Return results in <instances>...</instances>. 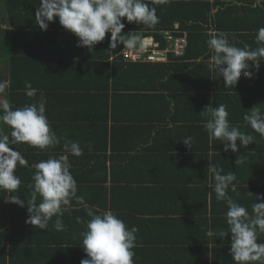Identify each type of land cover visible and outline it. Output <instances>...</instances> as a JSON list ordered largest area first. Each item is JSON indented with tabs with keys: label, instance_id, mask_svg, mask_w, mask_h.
<instances>
[{
	"label": "trees",
	"instance_id": "16d2710c",
	"mask_svg": "<svg viewBox=\"0 0 264 264\" xmlns=\"http://www.w3.org/2000/svg\"><path fill=\"white\" fill-rule=\"evenodd\" d=\"M40 2L41 0H0V62L5 61L8 72L7 76L12 82L7 89V100L11 102L14 108L32 102L31 99L25 95L26 82H31L32 87L39 90L37 98H39L40 93H43L46 98V86L44 82L40 81V77L41 74L45 72V68L52 67V65H54L53 63H56L59 59V57L53 54V50L56 49V43L51 40L48 41V43H44L45 41L43 42L42 39L49 38L50 34L53 36L62 34L63 28H60V30L58 29V18L55 17L53 21L48 24L47 30H41L39 28L35 19V12L40 7ZM144 2L147 3L149 7H154L156 9L159 23L149 28L145 25L137 24L136 22L128 23L125 18H122V22L125 23L122 34H127L129 32L143 33V35L152 34L158 39L162 36L164 30L186 31L187 47L183 55L174 57V60L164 63L124 61L121 55H116L122 44L118 45L116 49H109L110 33H106L105 39L102 42L96 43L92 49L79 47V52L72 53V55L76 56L73 58L77 60L76 62H80V64L81 62L87 63H84L85 68L83 67L81 69L75 64H69L68 68L70 71L73 69V72L77 75L76 77H79V82L72 78L71 81L69 80L70 83L66 86L67 88H74L76 94L78 93L77 91H81L82 89L87 93H90L89 91L91 90L92 92H99L106 100L109 98L112 99L110 100L112 103L117 99L118 103L116 106L121 110L120 115L125 114L124 116H127L115 115L114 107L106 103L104 108H102L104 115L101 124L96 125L100 127L97 129L96 133L94 132L95 134L93 133L94 136L90 140L92 145H89V143L88 145L86 144L87 146L84 150V146L80 144L84 153L81 155L82 157L72 156L70 153H67L71 163V172L77 184H88L86 189V202L89 206L98 203L100 207L97 206L96 208L101 211L110 208L112 211L115 209V211H113L114 213L119 212L118 206L120 197L115 193H117L116 190L119 189L117 184L120 181L129 184V182H142L144 180L145 182H163L171 186L175 182L173 177L168 178L172 180H152L151 177L148 179L133 177L129 173L130 167L135 166L137 158H139L137 154L132 153L137 150L138 145L145 144L153 150H159L155 146L156 140L154 136H167L168 134L171 136V132L169 129L168 131L164 129L162 131L161 126L149 125L143 126V130H137L134 127L125 126L121 123L116 124L115 122L117 121L127 120L129 118L133 120V118L129 117L130 112L126 111L125 104L134 100L141 107L140 101H143L142 103L146 102L144 106L149 109L150 103V107L153 111L164 115L161 117H156L157 115L154 116V119L157 121L160 120L165 121V123L171 122L175 124V121L181 119L183 121L182 124L192 125L194 118L189 117V115L185 116V113L191 111V107L186 104L190 105V103H194L197 105L199 99L196 98H200L201 102H203L205 99L204 97L207 96V94L204 93L207 89L212 88L215 90V88H218L217 76H215L208 66L212 52L207 46V41L210 38V33L223 31L220 29V23L222 22L221 17L226 7L225 2L214 12L211 10L212 7L218 4V0H169L167 3H163L161 0H144ZM64 32L67 31L64 29ZM227 33L230 34V43L235 39L232 38L233 36H248L237 35L232 32ZM54 38L55 37H53V40H57ZM110 54L114 56L111 62L107 60ZM169 57L172 56L169 54ZM95 72L100 73L96 74ZM114 75H116V77ZM108 78H111V80ZM210 79L211 84L206 85ZM92 82L93 84H90ZM50 87L55 90H63L64 86L56 85L55 87ZM109 90L111 96H108ZM200 90L205 91L198 92ZM152 92L156 93L152 94ZM94 94L95 93H92V95ZM133 97L135 98L133 99ZM190 98L192 100L191 102L189 100ZM108 108H110L109 112ZM185 108H187L186 111ZM93 116L94 115H92V117ZM47 117L49 122L54 123H52V125L50 124L52 130H54V128H61V130L65 129L63 127V124L65 125L66 122L64 116L57 115L55 117ZM60 117H64V119L62 118V120ZM108 118L113 120V123L110 124V130H108L107 126ZM134 119L139 118L137 117ZM196 119L198 118H195V121H197ZM3 127L5 131H9L8 126L4 125ZM200 127L204 128L202 125H200ZM113 130L116 131L115 134ZM134 133L144 135V137L136 138L135 141H131V138L134 137ZM58 137L62 138L61 144L47 151H41L38 148L24 143L10 146L13 150L16 148L20 151L29 164V168H23L17 165L14 170V173L19 176L21 184H23H20L19 190L21 189V192L27 195L25 201L29 198L31 191L29 186L33 183L31 178L35 172V169L31 166L41 160H46L49 156L58 157L63 154L64 137L62 134H59ZM206 145L208 146L207 142ZM57 149H60V153H57ZM261 149L264 152V141L261 142ZM107 162H109V166H107ZM152 164L158 165V167L162 165L160 161L155 160L151 162V165ZM255 166L259 168L256 169L257 176L253 174L255 173L254 167L252 168L245 164L243 165L245 172L241 170L242 172L236 174V176L240 178V182L244 184L255 183L252 187H237V191L240 190L242 193V198L244 193L246 195V198L239 200V204H244L250 213L252 211V204L260 202L256 200L255 197L257 195H264V162L262 161L257 165L255 164ZM107 167H109L108 172ZM153 169L151 170V176L154 172ZM206 179H208V177L205 169L201 182L206 183ZM107 180L111 182L108 188L105 185ZM187 180L189 181L190 178H187ZM197 181L200 180L197 179ZM188 186L185 185L184 189L191 192V190L188 189L191 187ZM122 187L120 186V189ZM200 187L203 189V197L202 199L200 198L202 205L199 209V213L206 214L208 210L206 204L207 196L205 195L207 188H205L206 186ZM200 187L195 185L193 187L195 190L194 192H199L198 188ZM180 188L181 186L178 187V189ZM250 188L254 189V193L256 194L255 197H253V192L251 193L252 196L247 193V190ZM186 197L188 198L189 196L187 195ZM37 203H39L38 200ZM22 209L24 210L23 216L26 215L28 218L27 206L25 205ZM73 210L76 211V213L71 211L64 213V215L68 213V220L67 217L63 215V223L66 226L65 231H56L55 228L52 227L50 229V234L52 235L49 237L46 238L45 235L42 236V240L34 238L32 242L23 244L24 253H31L38 249L42 251H51L54 257V264H58L61 261L65 262L67 254L70 255V260L75 264H80L81 259L87 258L86 253L81 247L82 237L80 236V232L85 230V225L77 223L76 218L81 217L84 221L90 218L87 217L83 207ZM3 211L6 210L2 207L1 212ZM179 211L190 212L191 210L179 209L178 212ZM196 212H198V210H196ZM8 217H12L11 214L8 213L7 217H4V219ZM2 218L3 215L0 214V219ZM55 218L56 217H53L54 220ZM223 218H225L224 221L226 222V213ZM192 220L194 219L190 217H181L178 224V226L181 227L183 226V222L186 221V223L188 222L187 225H189L188 229L194 227L199 232V235L196 236V241H194L196 244H192L188 248L193 251L194 254L190 252L188 257L194 255L195 259L198 258L199 262L197 264H235L230 255L231 236L224 240L225 243L223 245H218L215 248L213 247L210 256V250H208L207 245L208 237L206 234H202L203 228L200 230L201 227H203L202 223L196 221L192 222ZM10 221L14 223L18 222L12 218ZM22 221L26 220L22 218ZM22 221H20V223ZM8 223L9 221L6 220L5 224L8 225ZM15 228L9 225L5 227L4 222L0 223V264H19L15 261V257L12 253L11 256L8 255V260H6L5 252L2 250V248L5 249V242L10 241L11 248L8 250L13 253L18 251V248H14V241L11 240V237L15 234ZM19 228L23 237L33 235L28 225H22L21 223ZM24 241L23 239V243ZM257 242L264 243V234L258 236ZM136 243L137 247L133 249L135 252V256L133 257L134 264H161L160 258H162V256L166 257L162 264H170L172 261H177L176 259L180 256V253L171 251L175 250L176 246L181 245V242H177L173 239L166 243L167 249L164 250L162 254L154 253L153 250L150 249L152 247H139L137 241ZM218 253L220 256H218ZM212 254L214 258H212ZM144 259L150 260L145 261ZM210 259L211 261H208Z\"/></svg>",
	"mask_w": 264,
	"mask_h": 264
},
{
	"label": "crops",
	"instance_id": "0c3cea01",
	"mask_svg": "<svg viewBox=\"0 0 264 264\" xmlns=\"http://www.w3.org/2000/svg\"><path fill=\"white\" fill-rule=\"evenodd\" d=\"M224 2L226 7L224 13L222 14L223 16L221 17L222 22L220 23V29L237 35H248L245 37H235L234 41L231 43L241 48L247 45L251 49H256L258 47L256 42L257 30L264 28V0H218V4L212 7L211 11L214 12ZM60 28L63 27L59 24L58 29L60 30ZM53 37L57 40H53ZM42 40L43 42L45 41L44 43H48L50 40L55 42L56 49L53 50V54L56 57H59L57 62L53 63L54 65H52V67L50 66L47 69L45 68V72H43L40 77V81L44 82L47 90V92L45 91L47 99L46 114L49 117H55L57 115L64 116L66 122L65 125L63 124V127L65 129L61 130V128H54L55 133L57 136L62 134V136L67 137L68 140L78 141L79 144L84 146L83 148L85 150L88 143L89 145H92L90 140L100 127L96 125L101 124V120L104 115L102 108H104L106 103L114 107L115 115L124 116L125 114L120 115L121 110L116 106L118 103L117 99H115L112 103L110 101L112 99L109 98L106 100L99 92H92V90H88L90 93H87L82 89L81 91H77L78 93L76 94V90L74 88L69 89L66 87L70 83L69 80L71 81L73 78V80L76 79L78 81L79 78L76 77L77 75H75L73 69L72 71L68 70L69 64H75L81 69L83 67L85 68V64H87L85 62H81L80 64V62L78 63L76 62L77 60L73 59L76 56L72 55V53L80 51V48L77 46L78 37L69 31L64 32L63 28L62 34L56 36L50 34L49 38H44ZM122 47L123 45L121 48ZM120 49L116 55H120ZM113 57L114 56L110 54L107 60L111 62ZM173 58L174 57H169V60L164 62L172 61L174 60ZM249 64H251V62H249ZM249 71L252 72L251 78H245L242 74L237 84L231 89L224 87V80L222 77H217L218 88H215V90L212 88L207 89L206 92H204L205 90L198 91L206 93L207 96L204 97L205 99L203 102H201L200 98H196L199 99L197 105L190 103L192 101L191 98L194 99L191 97L189 99L190 102H187L190 103V105L186 104L191 107V111L185 113V116L189 115V117L194 118L192 125L182 124L183 121L181 119L175 121V124H172L171 122L165 123V121L160 120L157 121L154 119V116L157 115L156 117H161L164 115L153 111L150 107V103L148 109V107L144 106L146 102L142 103L143 101H140V107V105L133 100L135 97H133V99L130 98L133 100L132 102L125 104L126 111L130 112L129 117L133 118V120L129 118L127 120L115 122L116 124L121 123L125 126L134 127L137 130H143V126L149 125L161 126L162 131L163 129L166 131L169 129L171 132V136L169 134L167 136H154L156 140L155 146L159 150H153L145 144L138 145L137 150L132 153L137 154L139 158H137L136 165L130 167L129 173L133 177H141L143 179L151 177L152 180H164L173 177L175 182L173 184L171 183L172 186L163 182H145L144 180L142 182H129V184L124 181H120L118 184L116 183L119 189L116 190L117 193L115 194L120 197L118 206L119 212L116 214H118V217L125 222L129 229L133 226L138 228L136 236L139 247H152L150 249H152L154 253L162 254L164 253V250L167 249L166 243L171 241V239L181 242L180 246H176L175 250H171L172 252L180 253V256L176 259L177 261H172V264H197L199 262L198 258H194V255L188 257V254L193 252L188 248L190 245L196 244L194 241H196V236L199 235V232L194 227L188 229L189 225H187L188 222L186 223V221L183 222V226L179 227L178 224L181 217H190L194 219L192 222H201L203 226L200 229L202 230L203 228L202 234H206L209 229L218 233L220 230L227 228L226 222L224 221L225 218H223L228 210L227 204L225 201H217L215 192L212 187H210V183L214 184V181L211 180V176L207 169L210 163L209 160L222 167L224 169V173L234 172L237 174L242 171L245 172L243 167L244 164L252 168L254 167L253 169L255 173L253 174L256 176V169L259 168H256L255 164L257 165L262 161L264 162V152L261 149V142L264 141V136L255 132L243 119L245 114H249L254 109L264 111V61L261 62L258 69L250 67ZM95 73L99 74L100 72ZM7 75L8 72L5 61H2L0 62V82L6 81L8 79ZM114 76L116 77V75ZM108 79L111 80V78ZM90 84H93V82ZM208 84H211V79L206 83V85ZM56 85L64 86L63 90H55L50 87H55ZM92 93L95 94L92 95ZM155 93L156 92H152V94ZM108 96H111L110 90L108 91ZM7 99L6 90V94L0 95V104ZM209 104L213 107L218 106L219 104L227 105L230 124L238 127L240 131H243L246 134L253 135L254 143H250L246 148H239L236 153L231 152V150L225 152L223 150V144L220 143L219 140H213L210 144L207 131L200 127V125L203 126L206 121V117L203 116L202 110H204V108ZM186 110L187 108H185V111ZM109 111L110 108H108V112ZM92 115L94 116L92 117ZM64 117L62 118L64 119ZM137 117L139 119H134ZM195 118H198L196 119L197 121H195ZM52 123L53 122H50L51 125ZM111 123H113V120L108 118V130H110ZM128 131L130 132L129 129ZM115 132L116 131H114V134ZM133 135V138L130 137L131 141H135L136 138L144 137V135L136 133ZM188 136L193 138L190 149L183 143V139ZM205 140L208 143V146L206 145ZM237 144L239 145V140H237ZM57 153H60V149H57ZM62 153V155H68L65 151H62ZM236 159L243 160L244 163L235 164ZM154 160L160 161L162 165L160 167H158V165H151V162ZM107 163V166H109V162ZM152 169L154 172L151 176L150 174ZM205 169L208 179H206V183H203L201 182V179ZM108 171L109 167H107V172ZM187 178H190V180L188 181ZM197 179L200 181H197ZM233 183L236 185V191L232 192L231 189H229L228 194L236 202H238V204L239 200L246 198V195L244 193L242 198V193L240 190L237 191V187H252L255 185L254 182L252 184H244L240 182L239 177H237V180ZM87 185V183L78 184L77 194L83 195L86 198ZM105 185L108 188L111 185V182L107 180ZM185 185H189L188 187H191H187L191 190V192L184 189ZM195 185H197V187L206 186L205 188H207L205 195L207 196L206 204L208 210L206 214L199 213V209L202 205L201 199L203 197V189L200 187L198 188L199 192L195 193V190L193 189ZM120 186L123 187L120 189ZM179 186H181L180 189H178ZM252 192L253 197H255L256 194L254 193V189L250 188L247 190V193ZM209 193H211V198H209ZM0 194V214L3 215V218L0 219V223L4 222L5 227L9 225L15 228L16 226L14 229L15 234L11 237V240L14 241V248H18V251L15 253L10 252L8 249L11 248V242L6 241L4 244L5 249L2 248L5 252L6 260H8V255L11 256L12 253L15 257V261L19 264H54V257L51 251H42L38 249L37 251L27 253L29 254L27 255L26 252L24 253L22 246L27 242H32L34 238L42 240V236L46 235L47 238L52 235L50 234V229L53 227V225H51L53 224L52 221H49L47 230H40L35 226L26 223V221H22V218L27 220V216H23L24 210L22 207L14 203L6 202V195H8L6 191L1 190ZM14 194L19 195L20 199L26 200L27 195L26 193L21 192V189ZM187 195L189 196L188 198L186 197ZM72 204L73 207L71 212L74 213H76V211L73 209L83 207L77 204L75 200ZM242 205L245 206L244 204ZM90 206L97 207L99 205L97 203L93 205L91 204ZM2 207L6 211L1 212ZM179 209L191 211L178 212ZM106 210L112 211L110 208H107ZM196 210H198V212H196ZM113 211H115V209H113ZM8 213L11 214L12 217L4 219V217H7ZM67 215L68 213L64 216L67 217ZM64 216L62 218H64ZM11 218L18 222H11ZM6 220L9 221L8 225L5 224ZM20 221H22V225L26 224L30 227L29 230L33 235L23 237L19 228L21 224ZM230 236V233L226 237L216 238L207 236V245L208 250H210V256L211 249L218 245H223L225 243L224 240ZM23 239L25 240L24 243ZM218 256H220L219 253ZM165 258V256L160 258L161 264ZM212 258H214L213 254ZM144 260L147 261L150 259ZM69 261L70 264H75L72 260H70V255L67 254L65 262L61 261L58 264H69ZM208 261H211V259Z\"/></svg>",
	"mask_w": 264,
	"mask_h": 264
},
{
	"label": "clouds",
	"instance_id": "9594fccd",
	"mask_svg": "<svg viewBox=\"0 0 264 264\" xmlns=\"http://www.w3.org/2000/svg\"><path fill=\"white\" fill-rule=\"evenodd\" d=\"M163 3L169 0H161ZM40 7L35 12L37 25L41 30H47L48 24L54 17L59 24L70 33L78 37L77 46L92 49L93 46L105 39L110 33L109 49H116L122 44L129 50L145 48L152 42L150 36L143 33L129 32L122 34L125 18L128 23L136 22L149 28L159 23V17L154 7H149L144 0H41ZM207 46L212 55L208 62L209 69L218 78L224 80V87H234L241 75L251 78V68L258 69L264 61V28L257 30L256 42L258 47L251 49L245 45L237 47L229 41V33L215 31L210 33ZM235 38L234 36L232 37ZM251 62V64H249ZM11 80L0 82V95L6 94ZM38 89L32 87L31 82L25 84V95L31 99L21 107H13L11 102L5 100L0 104V190L8 193L6 202L14 203L20 207L27 206L28 218L26 223L40 230H47L49 221H52L56 231H65L63 223L65 212L72 210L75 202L86 211L90 219L84 221L77 217V223L85 225L80 232L82 248L86 257L80 264H134V248L137 247L138 228L130 229L125 222L111 210L101 211L95 206H89L83 195H78V184L71 172V163L67 155L49 156L32 165L35 169L32 175L33 183L27 201L19 198L16 193L21 184L18 175L14 173L17 165L29 168L28 161L16 148L11 145L27 144L47 151L61 144L50 126L46 114V98ZM206 121L203 124L208 133L209 143L219 140L223 150L236 153L239 148H246L254 143L253 135L240 131L238 127L229 122L227 105L219 104L213 107L208 105L202 110ZM243 119L261 136H264V111L254 109L245 114ZM4 125L9 131H5ZM193 138L188 136L183 143L190 149ZM239 140V145L237 144ZM63 149L72 156L83 154L78 141L63 138ZM208 173L210 183L215 192L217 201L227 204L226 229L218 233L209 229L208 237H226L231 234L230 255L235 264H264V243H258V236L264 234V195H257L252 204L251 213L238 204L228 193L236 191L237 180L234 172L224 173V169L217 163L209 160ZM243 160L235 164H243ZM249 195L252 196L251 193ZM39 197V203H37ZM211 198V193H209ZM56 217L55 220L52 218Z\"/></svg>",
	"mask_w": 264,
	"mask_h": 264
},
{
	"label": "built area",
	"instance_id": "2783aa9c",
	"mask_svg": "<svg viewBox=\"0 0 264 264\" xmlns=\"http://www.w3.org/2000/svg\"><path fill=\"white\" fill-rule=\"evenodd\" d=\"M145 36L152 38V42L145 48L129 50L123 46L120 49L124 61L164 62L169 60V54L172 57L183 55L187 46L186 31L164 30L158 39L152 34Z\"/></svg>",
	"mask_w": 264,
	"mask_h": 264
}]
</instances>
